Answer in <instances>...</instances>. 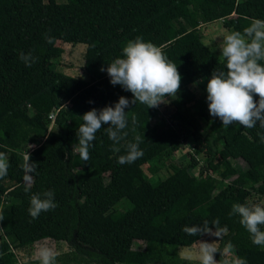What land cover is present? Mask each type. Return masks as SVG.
I'll use <instances>...</instances> for the list:
<instances>
[{
    "label": "trees",
    "instance_id": "trees-1",
    "mask_svg": "<svg viewBox=\"0 0 264 264\" xmlns=\"http://www.w3.org/2000/svg\"><path fill=\"white\" fill-rule=\"evenodd\" d=\"M252 19L264 20V0H0V152L9 165L0 177V264H19L14 248L31 253L47 239L71 248L55 264H192L179 249L192 248L209 229L221 235L215 253L221 264H264V246L254 245L240 217L230 215L235 203L251 206L253 194L264 201V128H225L210 115L207 80L225 70V60L200 31L223 20L229 33H243ZM138 36L160 47L182 76L170 126L152 124L160 105L130 104L120 152L111 150L104 129L110 125H102L85 162L72 154L81 117L120 97L134 99L100 69L123 58V46ZM59 41L86 45L91 81L52 67L62 58ZM21 52L36 62L27 67ZM137 136L143 156L118 164ZM191 139L195 155L205 158L199 175L191 172L199 166L192 154L189 166L170 162L168 176L152 182L160 172L156 161ZM27 154L36 163L29 192ZM45 191L54 192L58 206L33 219L30 197ZM124 200L131 208L118 210Z\"/></svg>",
    "mask_w": 264,
    "mask_h": 264
},
{
    "label": "clouds",
    "instance_id": "clouds-1",
    "mask_svg": "<svg viewBox=\"0 0 264 264\" xmlns=\"http://www.w3.org/2000/svg\"><path fill=\"white\" fill-rule=\"evenodd\" d=\"M54 39L45 36L48 44H52ZM219 50L225 60V70H213L211 78L207 80L210 115L219 118L225 128L233 124L244 128H254L259 124L264 128V64L261 63L264 61V20L252 19L243 33L237 31L227 34L219 44ZM122 55L123 58L115 59L106 69L102 67L100 70L107 72L113 86L120 85L125 91L131 92L134 99L129 101L120 97L114 106L92 109L81 117L83 123L78 127V143L73 145L72 154L78 153L85 162L90 159L89 149L102 125H110L104 129L109 139L114 142L111 150L119 153L121 149L117 145L128 135L124 131L128 127V112L125 109L137 102L148 108L159 107L166 97L177 96L180 90L182 76L178 66L167 58L160 47L145 42L138 36L135 40L126 42ZM18 58L27 67H31L37 59L31 53L23 52ZM257 96L258 101L255 100ZM132 124H136L135 117ZM260 138L264 143V135ZM135 141L127 143L126 154L118 157V164H131L143 156L139 148L140 138L137 136ZM24 159L25 191L29 192L33 181L31 173L36 171V163L30 162L29 154ZM8 167L5 153L0 152V177L7 175ZM57 206L54 192L45 191L43 194L31 195L28 211L35 219L42 212L54 210ZM230 215L240 217V224L249 232L254 245L264 246V206L235 203ZM185 231L189 230L186 228ZM215 253L216 250L211 244L203 243L197 258L200 264H217ZM179 254L183 256L184 251ZM37 255L40 264H55V256L50 249H41ZM236 264H246V261L241 259Z\"/></svg>",
    "mask_w": 264,
    "mask_h": 264
},
{
    "label": "rangeland",
    "instance_id": "rangeland-1",
    "mask_svg": "<svg viewBox=\"0 0 264 264\" xmlns=\"http://www.w3.org/2000/svg\"><path fill=\"white\" fill-rule=\"evenodd\" d=\"M200 31L203 35V39L205 44L219 57L221 56V52L219 50V44L223 41V38L230 34L228 29L224 26V21H217L215 23L210 24H204L200 27ZM58 46L62 48V58L60 61L56 64H52V67L60 71L62 73H65L67 75L85 79L86 81H91V75L90 72L85 67V52H86V45L85 44H77V45H71L66 44L62 41H59ZM178 102L176 98L171 97L164 101L163 104L160 105L161 113L157 118H154L152 120L153 125H160L163 128H166L170 126V123L167 121V117L170 113L173 112L175 104ZM203 132L206 133V127L204 125ZM192 154L194 153V141L193 139L189 140L188 142L183 141L179 148L176 151L165 153L163 156L156 161L158 168L160 169V172L158 176L154 177L151 176V181H156L159 177L165 178L168 176L166 166L173 161H177L185 166H189L192 161ZM195 158L199 161V166L197 168H194L191 170L192 174L194 176H198L201 167H203L205 163V158L202 155H195ZM146 173H149L147 171ZM250 205L260 204L261 206H264V201L260 198L258 194H253L249 200ZM128 206V207H127ZM131 208V204L124 200L121 201L116 208H119L118 210H122ZM126 209V210H127ZM1 234V231H0ZM6 240L8 243L13 244L15 242V237L10 236L6 237ZM221 241V235L216 233L215 230L209 229L207 233L202 237L200 241H198L192 248H180L179 253L183 250L184 255L180 257L188 260L192 264H200L199 259L197 258L200 248L202 247L203 243H209L211 246L217 251L219 248ZM50 249L54 256L61 255L63 253H66L71 250L70 246L66 242L62 241H52V240H44L38 244L35 245L34 249L31 253H26L25 251L21 249L14 248L13 251L17 255L19 264H23L27 261V259L32 260H39L38 258V252L41 249ZM228 253V255L234 254L232 250L227 252L225 251V255ZM214 259L216 260L217 264H221L214 254Z\"/></svg>",
    "mask_w": 264,
    "mask_h": 264
}]
</instances>
